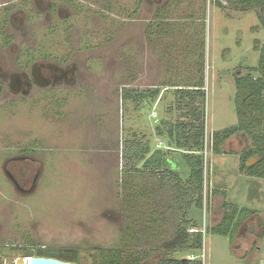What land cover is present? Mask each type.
<instances>
[{
	"label": "rangeland",
	"instance_id": "1",
	"mask_svg": "<svg viewBox=\"0 0 264 264\" xmlns=\"http://www.w3.org/2000/svg\"><path fill=\"white\" fill-rule=\"evenodd\" d=\"M9 1L0 0V16ZM14 1L11 6L31 0ZM78 2L85 11L72 17L69 33L48 36L41 28L35 46H26L35 59L47 55L76 65L77 84L38 90L0 111V157L23 149L40 171L34 190L24 194L4 180L0 165V243L31 244L33 255L38 249H77L75 258L67 257L79 264L97 262L100 249H120L123 264L186 257L188 251L179 248L185 234L176 228L182 212L175 176L162 181L125 172L122 144L134 133L157 144L160 120L185 118L188 109L171 83L183 88L199 79V42L205 40L204 264H264V179L240 173L237 153L248 145L241 135L225 142L226 153L215 154L211 144L212 133L237 124L235 76L240 66L258 65L264 44L260 8L240 11L232 0ZM159 10L165 19H155ZM133 87L160 95L153 105H138L123 98ZM225 204L256 214L238 216L230 236L214 233L210 228L231 214ZM191 214L203 227L202 210ZM30 259L10 253L4 264Z\"/></svg>",
	"mask_w": 264,
	"mask_h": 264
},
{
	"label": "trees",
	"instance_id": "2",
	"mask_svg": "<svg viewBox=\"0 0 264 264\" xmlns=\"http://www.w3.org/2000/svg\"><path fill=\"white\" fill-rule=\"evenodd\" d=\"M236 9L248 11L259 7L258 18L264 28V0H232ZM205 34V32H204ZM204 37V36H203ZM200 43L199 79L185 82L183 88L176 86V94L181 95L188 109L181 121L160 120L155 126V135L163 144H153L146 135L134 133L122 144V165L125 172L159 175L163 181L165 176L176 178L178 208L182 212L181 220L176 228L185 237L179 243V248L188 251L186 257L167 256L157 264H202L201 260H189V254H199L203 248V232H190V228L203 229L195 216L193 209L202 210L204 214L205 176H206V117H205V52L206 42ZM235 109L237 124L212 133V150L215 154L226 153L223 150L225 142L241 135L247 142L239 155V171L254 178L264 179V44L260 49V59L256 66H240L235 79ZM160 91L132 93L127 91L125 100H135L138 105L157 100ZM182 106L181 104H179ZM255 160L254 162H251ZM179 164L178 169L176 165ZM164 186V185H163ZM219 190H215L218 192ZM231 210L227 216L214 228V233L230 236L235 232L238 216L256 214L255 210L239 208L237 205L225 204ZM204 219V215H203ZM204 223V220H203ZM227 224L226 227L224 225ZM209 230V228H208ZM210 231V230H209ZM207 232V228H206ZM264 235V232H262ZM41 250V249H40ZM41 255V254H37ZM123 252L119 249L98 250V261L94 264H123ZM0 264L2 262L0 261ZM75 264H79L76 261ZM142 264H156L144 261Z\"/></svg>",
	"mask_w": 264,
	"mask_h": 264
},
{
	"label": "flooded vegetation",
	"instance_id": "3",
	"mask_svg": "<svg viewBox=\"0 0 264 264\" xmlns=\"http://www.w3.org/2000/svg\"><path fill=\"white\" fill-rule=\"evenodd\" d=\"M147 1L149 4L151 3V0ZM14 2L11 0L4 3L5 16H0V111L7 110L15 102L22 101L24 97L35 94L38 90L70 87L78 82L76 77L79 68L76 65L64 64L55 57L47 55L35 59L32 50L26 46H35L36 41L33 38L36 36V30L41 28L47 29L48 36H55L60 30L69 33L73 29L70 20L76 14H84L85 8L79 4L78 0L19 1L11 6ZM86 9L88 10V8ZM100 10H102L101 7L97 11ZM94 13H96L94 14L96 17H99V12ZM155 19H165L162 16V10L157 11ZM132 21L135 20L132 19ZM151 22L152 20H148L147 27L152 26ZM158 27L160 30L164 28L163 24ZM158 39L160 40V38ZM137 89L138 87H133L123 90V98L127 91L132 93L147 92ZM0 165L4 180L7 182L9 179L19 192L25 194L34 190L40 171L39 168L34 170L36 161L33 156L24 153L23 149L10 152L9 155L6 152L4 156L0 157ZM262 232L261 239L264 237ZM31 248V244L0 243V261L4 264V259L10 255V251L31 250ZM75 250L77 253L79 252L77 249L71 248L38 249L36 254L67 260L70 259L67 255L73 254L72 252Z\"/></svg>",
	"mask_w": 264,
	"mask_h": 264
},
{
	"label": "water",
	"instance_id": "4",
	"mask_svg": "<svg viewBox=\"0 0 264 264\" xmlns=\"http://www.w3.org/2000/svg\"><path fill=\"white\" fill-rule=\"evenodd\" d=\"M11 254L18 257L31 256V259L26 264H75V257L77 256V251H73L74 258L61 259L58 257H47L43 255H33V253L28 250H13L10 251Z\"/></svg>",
	"mask_w": 264,
	"mask_h": 264
},
{
	"label": "built area",
	"instance_id": "5",
	"mask_svg": "<svg viewBox=\"0 0 264 264\" xmlns=\"http://www.w3.org/2000/svg\"><path fill=\"white\" fill-rule=\"evenodd\" d=\"M155 115V113H154ZM163 144L162 141H159L158 143V146H161ZM206 152V151H205ZM207 202H206V198H205V201H204V226H203V229L199 230V229H195V228H190L189 231L190 232H197V231H201L203 232V235L206 233V226H205V222H206V210H207ZM204 248V247H203ZM203 248L201 250V252L199 254H189L187 256V258L189 260H201L202 261V264H204V254H203Z\"/></svg>",
	"mask_w": 264,
	"mask_h": 264
},
{
	"label": "crops",
	"instance_id": "6",
	"mask_svg": "<svg viewBox=\"0 0 264 264\" xmlns=\"http://www.w3.org/2000/svg\"><path fill=\"white\" fill-rule=\"evenodd\" d=\"M200 22L202 23V22H206V21H204V19H203V21H202V20H200Z\"/></svg>",
	"mask_w": 264,
	"mask_h": 264
}]
</instances>
